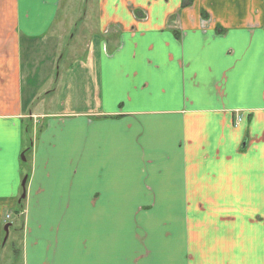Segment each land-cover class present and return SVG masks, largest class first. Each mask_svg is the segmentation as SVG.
Returning a JSON list of instances; mask_svg holds the SVG:
<instances>
[{"label": "crops", "instance_id": "obj_1", "mask_svg": "<svg viewBox=\"0 0 264 264\" xmlns=\"http://www.w3.org/2000/svg\"><path fill=\"white\" fill-rule=\"evenodd\" d=\"M63 3L0 0V264H264V0H95L38 112Z\"/></svg>", "mask_w": 264, "mask_h": 264}, {"label": "rangeland", "instance_id": "obj_2", "mask_svg": "<svg viewBox=\"0 0 264 264\" xmlns=\"http://www.w3.org/2000/svg\"><path fill=\"white\" fill-rule=\"evenodd\" d=\"M69 1L63 0L66 3L65 13L62 12L63 10L59 12L58 16L60 19L58 18V22L52 29V32L59 30V26H61L59 21L63 17V33H61L63 35L61 40L50 36L48 41L38 42L31 48L22 44V61L26 73H28L26 75L28 77L24 80V96L26 97L25 99L29 100V96L32 94L33 104L35 106L38 105L36 108L38 112L51 108L48 106L53 104V97L51 99L47 98L46 91L54 87L48 79L57 77L58 73L62 76L65 67L72 63L68 59L69 55L75 53L78 56L86 52L85 44L88 42L89 33L87 28L91 22L93 23L95 0H72L70 3ZM82 17H84L83 20L81 19ZM64 28H66V31H64ZM70 36L73 40H69ZM60 56L63 57L58 60ZM22 165L27 170L26 165ZM10 235H13L11 230ZM9 246L8 240L4 253L6 260L2 264L15 263Z\"/></svg>", "mask_w": 264, "mask_h": 264}, {"label": "water", "instance_id": "obj_3", "mask_svg": "<svg viewBox=\"0 0 264 264\" xmlns=\"http://www.w3.org/2000/svg\"><path fill=\"white\" fill-rule=\"evenodd\" d=\"M25 181H26V178H24L23 181H22V183H21V184H22V188L24 187V183H25ZM8 226H9V225H5V226H4V229H3V230H4V233H5V236H4V240H3V242L6 241L7 236H8Z\"/></svg>", "mask_w": 264, "mask_h": 264}, {"label": "trees", "instance_id": "obj_4", "mask_svg": "<svg viewBox=\"0 0 264 264\" xmlns=\"http://www.w3.org/2000/svg\"><path fill=\"white\" fill-rule=\"evenodd\" d=\"M21 212V205H18V210L16 211L17 214H19Z\"/></svg>", "mask_w": 264, "mask_h": 264}]
</instances>
